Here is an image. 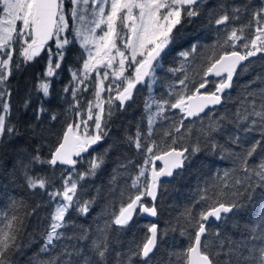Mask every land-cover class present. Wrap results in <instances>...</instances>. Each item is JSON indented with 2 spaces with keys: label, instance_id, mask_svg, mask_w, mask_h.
I'll return each instance as SVG.
<instances>
[{
  "label": "snow or ice",
  "instance_id": "6c2138e0",
  "mask_svg": "<svg viewBox=\"0 0 264 264\" xmlns=\"http://www.w3.org/2000/svg\"><path fill=\"white\" fill-rule=\"evenodd\" d=\"M204 3L205 0H0V140L20 135L9 121L11 93L6 84L13 68L20 69L22 64L38 58L46 60L33 88L39 102L34 110L35 119L43 123L41 116L48 111L45 104L53 96V78L59 75L66 56L77 45L81 62L80 67L69 69L71 80L62 89L71 96L65 103L75 112L78 122L66 125L47 156L42 154V146L32 153L21 149L24 156L18 166L25 186L33 194L46 195L48 202L55 204L39 252L30 264H158L156 254L162 233L157 223L147 225L144 236L126 250L115 246L110 232L113 225L118 226L116 231L125 229L136 215L157 217L155 201L160 178L178 175L177 170L184 169L192 157L205 149L221 158H231L234 167L223 173L220 192L209 194L204 189L196 201L204 205L198 213L194 211L195 206L186 210L188 227L181 235L187 238V244L161 258L163 264H264V217L259 224L241 233L239 239L222 232L218 226L212 228V222L224 219L222 214L241 209L242 200H253L257 190L264 197V88L248 91L234 112L226 110L217 115L213 111L223 104L225 90L232 87L238 67L247 70L242 62L250 64V58L258 54L264 59V0L250 12L246 24L230 29L229 23L240 20L251 5L221 4L218 15L210 12L209 25L225 26L224 42L219 47L230 50L218 56L213 52L204 69V78L198 83L192 82V89L185 73L183 78L169 84V90L159 99L150 96L145 100L146 130L138 124L135 132H126L122 140L110 136L109 125L115 112L126 111L131 106L138 85L151 90L157 79L156 69L162 66L161 62L177 41L183 39L184 24H195L201 17ZM186 43L191 45L190 49L179 52L184 61L198 47L191 40ZM14 57H18L15 63ZM168 71L183 72V64L179 69ZM210 76L220 79H207ZM210 83L214 90H208ZM90 88L93 99L82 106L83 93ZM30 103L26 99L24 107L28 108ZM172 110H178V119L175 113L173 117L167 115ZM190 118L201 121L199 128L194 130L191 124H185ZM50 119L55 121L57 116L52 114ZM163 120L170 123L161 132L158 125ZM38 126L30 125L33 134ZM256 131L260 139L250 142L240 135ZM157 135L159 141L155 138ZM178 143H181L179 148L175 146ZM120 144L134 148L143 161L137 164L128 159L126 164L119 165L125 170L129 165L138 169L131 184L120 191L119 213H114L111 222L106 221L103 227L97 226L94 237L89 235V230L66 237L62 231L69 223L66 216L72 211L86 215L95 203V197L81 200L78 194V189L83 187L81 182L97 176L110 159L109 154ZM94 146H100L99 150ZM157 161L163 166H158ZM37 165L41 166L40 172L34 171ZM78 165H84L83 171H77ZM44 166L52 170L50 175L41 174ZM56 171H60L59 177ZM237 171L243 176H236L229 184L228 180ZM119 175L114 169L109 179L113 186L110 192L116 191ZM141 178H145L143 182ZM227 188L234 190L225 201L223 189ZM145 198H150L151 203ZM9 207L12 211H0V264H16L13 257L23 248L19 241L24 221L15 214L19 205L12 200ZM39 207L37 204L26 215L35 213ZM65 239H76L78 243L60 246L58 242Z\"/></svg>",
  "mask_w": 264,
  "mask_h": 264
},
{
  "label": "trees",
  "instance_id": "16d2710c",
  "mask_svg": "<svg viewBox=\"0 0 264 264\" xmlns=\"http://www.w3.org/2000/svg\"><path fill=\"white\" fill-rule=\"evenodd\" d=\"M261 0H205L201 7L202 15L195 24L185 23L182 29V40L177 41V45L173 46L172 50L167 53L161 62L162 66L156 69V82L153 84L151 90L138 85V91L135 93V100L126 111H116L112 117L110 127V136L113 139L122 140L126 132L134 133L136 126L141 125L146 130L147 124L145 117V100L149 97L159 99L169 89L168 85L175 83L178 78H183L185 73L189 77V88H193V83H198L204 78V69L208 66L209 57L213 56V52L218 56L224 50L221 49L220 44H223L225 38V26H216L214 23L209 25V13L215 11L218 15L220 13L221 4L229 6L249 4L251 8L249 12L242 13L240 20L229 23L228 28L239 27L246 24L250 19V12L258 7ZM254 27L252 31H254ZM191 40V43L196 44L197 52L193 53L184 61L179 56L180 51H187L191 45L186 41ZM239 43V42H238ZM180 45H183L180 47ZM216 46L215 49L213 46ZM238 50L243 52L242 48ZM43 55V54H42ZM79 49L70 50L62 65L59 75L53 78L52 92L50 103L45 104L48 109L46 113L41 116L43 123L35 119V109L39 107L37 101V93L33 91L34 85L38 81L39 74L43 72L46 60L38 58L36 61L21 65L20 69L13 68L12 75L9 76L6 87L11 93L9 103L11 104V115L9 121L15 125L20 133L15 138L0 140V211H12L10 209V202L17 201L19 207L15 210V214L19 215L24 223L20 232V243L23 248L20 253L15 255L13 259L16 264H30V261L39 252L43 233L46 231L50 213L54 210L55 204L48 202L46 195L39 193L33 194L24 184V178L18 166V161L23 158L24 153L21 149H26L28 153H32L33 149L41 147L42 154L47 156L49 148L55 142L58 134L62 133L68 123L74 121L78 122L75 112L69 108V104L65 100H71L70 95L62 92V89L69 84L71 80L70 68L80 67L78 60ZM18 57H14V63ZM251 63L245 62L243 65L247 66V70L239 68L233 77L232 87L229 92L224 95L223 104L214 109L215 114H220L226 110L234 112L241 105L248 91L258 90L264 88V59H261L260 54L256 57L250 58ZM183 64L184 71H177L175 74L168 71L169 68H181ZM219 81V79H209ZM255 81V83H252ZM208 90H214V85L209 84ZM108 95V94H104ZM115 95V93H112ZM30 99L31 103L28 108L24 107V101ZM93 99L91 95V88L89 92L83 93L81 98V105L86 101ZM250 99V98H249ZM179 118V112L172 110L168 112L169 117ZM52 114L57 116L55 121L51 120ZM169 121H160L158 130L163 131L169 127ZM201 121L199 119L185 121V124H191L195 130L199 128ZM207 123V118L204 119ZM31 126L39 125L36 128V133L33 134ZM231 127V126H229ZM242 138L248 142L255 139H260L258 131L245 134L240 133ZM159 141L160 136L155 137ZM109 143L112 140L108 141ZM223 143V140H220ZM182 143H187L183 141ZM180 147L181 143L175 145ZM99 150L100 146H94ZM91 151V150H90ZM87 156V154H85ZM110 159L107 160L104 168L95 177H91L86 181H82V189H78V194L82 201L89 200L95 197V203L92 204L88 214L81 215L72 211L69 216L68 226L62 231L66 237L79 236L83 230H89L90 236L96 235L97 226L103 227L105 222H111L114 218L113 214H118L121 207L122 198L120 191L131 184L132 178L137 174L138 169L131 165L125 169L119 168L121 163H127L128 159L133 160L137 164H141L143 157L140 156L134 148H130L126 144H120L119 147L109 154ZM234 167V162L231 158H221L219 154L210 153L206 149L195 157L191 158L190 163H186L185 168L177 170L178 175L174 173L170 180L161 182V186L157 190V199L155 201L158 208V216L155 223L159 225L162 233V239L159 244V251L156 254V261L158 264H163L161 258H165L167 254L173 250H179L186 246L187 238L181 235V231L188 227L185 216L186 210L193 208L198 213L203 207V203L196 204L204 194V189H208L209 194H215L223 188V173L230 171ZM84 165H78L77 171H83ZM117 170L119 175L118 186L115 192H110L109 189L113 187L109 184V179L113 175V170ZM41 166L37 165L34 171L40 172ZM52 170L44 166V171L41 174H51ZM150 173V172H149ZM148 173V178H149ZM56 177L60 176V171H56ZM236 176H243L242 172L237 171L228 180L231 184ZM142 182L145 178H141ZM55 187H60L57 183ZM234 189H223L226 193L222 197L227 201L230 198V193ZM134 194L135 190H131ZM146 202L151 203L147 198ZM211 201H209L210 203ZM243 207L239 210H234L228 215H224V219L218 223L212 222V228L217 226L219 229L239 239L241 233L259 224L262 217H264V197L260 195L259 190L251 201L242 200ZM36 208L35 213L31 210ZM140 215L134 216L129 226L121 231H116L118 226L113 225V230L110 232L111 239L116 242L115 246L118 249L126 250L134 242H138L146 233V226L153 223ZM174 229V230H173ZM166 234H163L165 233ZM76 239H65L58 244L63 246L65 244L71 246L77 244ZM59 249H57L58 251Z\"/></svg>",
  "mask_w": 264,
  "mask_h": 264
},
{
  "label": "water",
  "instance_id": "95a60500",
  "mask_svg": "<svg viewBox=\"0 0 264 264\" xmlns=\"http://www.w3.org/2000/svg\"><path fill=\"white\" fill-rule=\"evenodd\" d=\"M246 62V61H245ZM245 62H242V64H244ZM240 67H238V69H239ZM238 69H237V71H238ZM235 75V74H234ZM234 77V76H233ZM207 79H220V77H215V76H210V77H208ZM229 90L230 89H228V90H225V94L226 93H228L229 92ZM202 92L204 91L203 89L201 90ZM219 106H216L215 107V109L216 108H218ZM174 111H178V110H174ZM207 111V110H206ZM203 115V114H202ZM190 120H192V118H190ZM157 165L158 166H160V167H162L163 166V164H162V162H160V161H157ZM149 179H150V173H149ZM171 179V177H161L160 178V181L162 182V181H164V180H170ZM148 200H150V198H147ZM151 202V201H150ZM228 214H230V213H227V214H222L223 216L224 215H228ZM142 218H144V219H147V220H149V221H151V222H153V221H155V219H156V217H151V216H149V215H147V214H142V215H140ZM219 221H216V222H214V223H218Z\"/></svg>",
  "mask_w": 264,
  "mask_h": 264
},
{
  "label": "rangeland",
  "instance_id": "374dc122",
  "mask_svg": "<svg viewBox=\"0 0 264 264\" xmlns=\"http://www.w3.org/2000/svg\"><path fill=\"white\" fill-rule=\"evenodd\" d=\"M106 83H107V81H106ZM107 94V93H106Z\"/></svg>",
  "mask_w": 264,
  "mask_h": 264
}]
</instances>
